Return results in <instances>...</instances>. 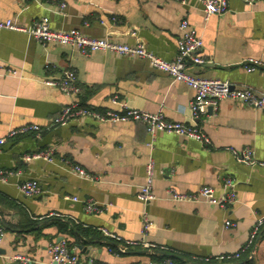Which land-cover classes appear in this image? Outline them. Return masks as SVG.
Segmentation results:
<instances>
[{"label": "crops", "instance_id": "0c3cea01", "mask_svg": "<svg viewBox=\"0 0 264 264\" xmlns=\"http://www.w3.org/2000/svg\"><path fill=\"white\" fill-rule=\"evenodd\" d=\"M42 17H49L53 29L78 28L92 37L143 42L168 61L177 55L180 23L188 19L204 40L206 59L188 71L264 91V68L248 71L244 66L250 57L264 61V0L254 6L230 0L227 13L208 20L195 0H0V20L11 18L28 27ZM0 68V137L26 124L43 129L40 136L7 137L0 153V168L8 173L0 179V226L6 231L0 264H21L11 261L15 253L29 255L31 264H50L48 246L61 240L71 245L80 264H146L167 256L179 264H224L214 257L235 253L247 243L257 217L264 214V165L244 163L239 154L251 149L264 162L263 110L225 99L217 111L193 119L189 105L195 90L144 59L108 51L83 54L11 29L0 34ZM8 68L21 76L5 74ZM66 69L76 71L83 105L117 109L112 98L118 95L131 107L162 109L167 119L198 127L211 144L159 132L150 148L151 137L139 121L85 118L51 126L73 97L45 79L60 78ZM40 150H52L55 160L24 159ZM151 157L157 198L144 203L138 192ZM74 165L97 179L81 177ZM227 178L236 182L238 198L228 207L169 198V188L189 193L203 185L213 186L221 197ZM26 180L37 181L43 192L24 195L20 184ZM89 200L103 211H87ZM144 211L153 222L147 234L142 233ZM227 221L236 225L228 227ZM241 262L264 264V228Z\"/></svg>", "mask_w": 264, "mask_h": 264}, {"label": "built area", "instance_id": "2783aa9c", "mask_svg": "<svg viewBox=\"0 0 264 264\" xmlns=\"http://www.w3.org/2000/svg\"><path fill=\"white\" fill-rule=\"evenodd\" d=\"M187 4L190 0H176ZM198 2L208 20L213 15H222L230 10V0H195ZM248 6H254L260 0H241ZM66 7L65 3L61 8ZM11 29L27 32L37 41L43 44H62L73 47L83 54H90L95 51H108L115 54L129 57L140 58L148 61L150 65L162 72L168 73L173 81L183 82L195 90V98L190 102L189 109L193 119H198L209 109L217 111L221 101L232 99L256 109L264 111V91L255 89L252 86H237L229 81H223L217 78H207L188 71L190 66H201L206 63L203 56L204 40L198 30L191 25L188 19H183L180 23L181 35L178 38V52L174 60L168 61L157 56L150 51L143 42L128 44L125 42L114 41L109 38H99L86 35L78 28L53 29L50 25L49 17L36 19L28 27L18 24L15 20L9 18L0 20V34L3 30ZM244 66L248 71H254L264 68L262 59L250 57L244 61ZM1 70V68H0ZM7 75L21 76L16 69L8 68ZM47 85L57 87L61 92L73 97L72 101L64 106L61 112L52 119L51 126H65L76 120L85 118L93 119L97 122H119V121H139L145 124L147 132L150 135V141L147 146L153 148L154 139L157 133L183 135L195 139L205 146L211 144V139L201 129L189 125L182 121H173L166 118L162 109L156 112H150L143 109H137L129 106L125 101L119 99L118 95L112 98V101L118 104L117 109L98 111L95 108L83 105L78 98L82 88L77 83V74L74 69H66L60 78L45 79ZM42 127L38 124H26L16 129H11L7 137L24 135L31 132L38 136L42 133ZM7 137H0V153L6 143ZM25 160L45 159L53 162L55 160L52 150H40L34 153L24 155ZM239 159L247 164H262L259 162L251 149H245L239 154ZM156 163L153 157L146 163V179L138 192V198L144 203H149L157 198L154 192ZM72 170L81 177L97 179L96 176L88 173L78 165L72 166ZM8 176L6 170L0 168V179L5 180ZM224 194L218 197L215 188L210 185H203L194 192H181L172 187L168 189L169 198L173 201H207L213 205L228 207L238 201L236 193V182L227 178L224 181ZM22 193L29 197L40 195L43 190L35 180H26L20 184ZM77 200V197H74ZM89 212H102L103 207L96 202L89 200L85 204ZM232 221H227L226 226H235ZM153 222L149 214L144 211L142 214V233L150 232ZM264 228V214L257 217L254 226L249 235L247 243L235 253H227L215 256L214 259L224 264H243L241 260L244 254H249L255 245ZM6 236L5 229L0 226V244ZM155 246V245H151ZM48 252L51 257L50 264H80L78 257L72 253L71 248L65 240L54 241L49 244ZM11 261L21 264H31L33 259L29 255L15 253L10 257ZM203 262H209L210 257H202ZM89 264H104L90 260ZM146 264H174L173 257L167 256L160 260H150Z\"/></svg>", "mask_w": 264, "mask_h": 264}, {"label": "trees", "instance_id": "16d2710c", "mask_svg": "<svg viewBox=\"0 0 264 264\" xmlns=\"http://www.w3.org/2000/svg\"><path fill=\"white\" fill-rule=\"evenodd\" d=\"M66 226V225H65ZM68 243V242H67ZM68 246L71 248V245L68 243ZM174 264H179V260L177 258H173Z\"/></svg>", "mask_w": 264, "mask_h": 264}]
</instances>
